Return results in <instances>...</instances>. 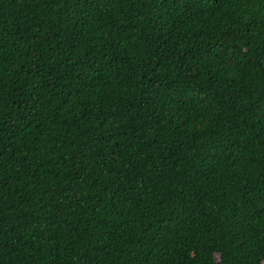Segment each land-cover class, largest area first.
I'll use <instances>...</instances> for the list:
<instances>
[{
  "label": "trees",
  "instance_id": "obj_1",
  "mask_svg": "<svg viewBox=\"0 0 264 264\" xmlns=\"http://www.w3.org/2000/svg\"><path fill=\"white\" fill-rule=\"evenodd\" d=\"M0 264L264 262V0H0Z\"/></svg>",
  "mask_w": 264,
  "mask_h": 264
},
{
  "label": "snow or ice",
  "instance_id": "obj_2",
  "mask_svg": "<svg viewBox=\"0 0 264 264\" xmlns=\"http://www.w3.org/2000/svg\"><path fill=\"white\" fill-rule=\"evenodd\" d=\"M177 2H179V0H177ZM188 2L192 3L193 6H195L196 4H199V3H207V0H188ZM0 190H2V188H0ZM215 264H223L222 257L221 258H218L215 261Z\"/></svg>",
  "mask_w": 264,
  "mask_h": 264
},
{
  "label": "rangeland",
  "instance_id": "obj_3",
  "mask_svg": "<svg viewBox=\"0 0 264 264\" xmlns=\"http://www.w3.org/2000/svg\"><path fill=\"white\" fill-rule=\"evenodd\" d=\"M219 258V255H215V260H217ZM262 264H264V262L262 263Z\"/></svg>",
  "mask_w": 264,
  "mask_h": 264
}]
</instances>
